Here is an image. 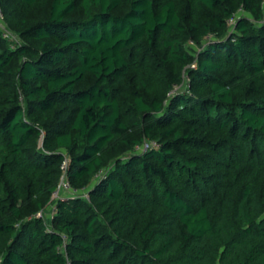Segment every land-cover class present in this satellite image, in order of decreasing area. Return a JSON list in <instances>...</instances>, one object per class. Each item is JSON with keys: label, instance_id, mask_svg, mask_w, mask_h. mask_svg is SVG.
Instances as JSON below:
<instances>
[{"label": "trees", "instance_id": "trees-1", "mask_svg": "<svg viewBox=\"0 0 264 264\" xmlns=\"http://www.w3.org/2000/svg\"><path fill=\"white\" fill-rule=\"evenodd\" d=\"M0 7V264H264L263 0Z\"/></svg>", "mask_w": 264, "mask_h": 264}, {"label": "rangeland", "instance_id": "rangeland-1", "mask_svg": "<svg viewBox=\"0 0 264 264\" xmlns=\"http://www.w3.org/2000/svg\"><path fill=\"white\" fill-rule=\"evenodd\" d=\"M42 11H43L42 8L41 9H37V11H36V13H35L34 16H36V15H38L40 13H43ZM263 11H264V0H263ZM239 12H240V14H239L240 17H247V18L253 20L252 15L248 11H246L245 9H243L242 11L239 10ZM2 15H3V17L0 14V18L6 24V26L8 27V23H7V20L5 18L4 13ZM229 26H230L229 33L230 32H233V31H236L235 25H233L232 27H231V25H229ZM212 36H211V38H212ZM211 38H208L207 37V38L203 39L200 42L197 41V39H190L188 41L187 48L189 49V51L191 52V54L193 55V57H194L195 60H194L193 63H191L190 65H188L186 67V70L183 71V80H184V83L182 84L183 86L181 87L182 90H185L187 87H189V74H188V69L189 68H192V67H195L196 60L199 57L200 52L202 50H204L205 47H207L210 44L211 40H213ZM9 41H10L11 46L12 47H15L18 44V42H19V37L15 35V37L12 38L11 40L9 39ZM154 141H156V140H154ZM146 142H150V140L147 139V141H145L143 144H145ZM156 142L159 144L158 141H156ZM106 171H108V170L106 169ZM62 176H63V174H62ZM62 176H61V179H62ZM65 194L68 195V193H65ZM54 211L55 210H54L53 204H52V205L48 206L45 210H41L36 216L41 217L47 223V227L51 228L52 225H51L50 219H52V217L54 215Z\"/></svg>", "mask_w": 264, "mask_h": 264}, {"label": "built area", "instance_id": "built-area-1", "mask_svg": "<svg viewBox=\"0 0 264 264\" xmlns=\"http://www.w3.org/2000/svg\"><path fill=\"white\" fill-rule=\"evenodd\" d=\"M244 8L243 7H241L239 10L240 11H242ZM239 10L236 12V14L235 15H233L229 20H228V24L229 25H231V27L233 26V25H235V23H236V20H237V17H239V14H240V12H239ZM0 14H1V16L3 17V11H2V9H1V7H0ZM0 27H1V29H2V31H3V36H4V38H6V39H12V38H14L15 37V35L8 29V27L6 26V24L1 20V18H0ZM211 36L209 35L208 36V38H210ZM233 40H234V38H233ZM159 146V144L156 142V141H150V142H146L145 144H142V145H139V146H137V151H140V152H145V151H147V150H149L151 147H158ZM68 162H69V158L67 157V156H65V158H64V160H63V162H62V165H61V168L63 169V176H62V179H61V181L59 182V184H58V187H57V189L53 192V199H58V198H61V197H65L66 196V194L65 193H68V195L69 194H76V193H78V190L77 189H74L72 186H71V184H70V182H69V180L67 179V177L65 176V173H66V170H67V166H68ZM107 171L105 170V169H102V170H100L99 171V173H98V178L99 179H101V178H104V177H106V175H107ZM81 192L82 193H84L85 194V196H88L87 195V193H88V188H83L82 190H81Z\"/></svg>", "mask_w": 264, "mask_h": 264}]
</instances>
